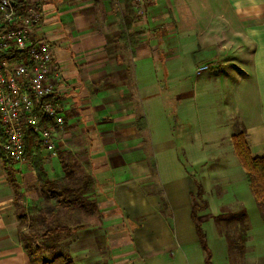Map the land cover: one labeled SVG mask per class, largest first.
<instances>
[{
    "label": "crops",
    "instance_id": "1",
    "mask_svg": "<svg viewBox=\"0 0 264 264\" xmlns=\"http://www.w3.org/2000/svg\"><path fill=\"white\" fill-rule=\"evenodd\" d=\"M31 2L61 72L53 100L64 127L54 155L39 150L43 169L55 181L49 163L61 144L79 141L93 182L97 217L67 234L72 262L186 258L199 247L190 218L196 180L211 218L244 208L243 262L264 264V226L231 144L243 129L251 156L264 152V0H140L127 32L133 47L121 38L124 0ZM34 146L29 139L26 161H12L14 187L0 160V264H29L15 206H36L41 195ZM215 237L220 264H231Z\"/></svg>",
    "mask_w": 264,
    "mask_h": 264
},
{
    "label": "built area",
    "instance_id": "2",
    "mask_svg": "<svg viewBox=\"0 0 264 264\" xmlns=\"http://www.w3.org/2000/svg\"><path fill=\"white\" fill-rule=\"evenodd\" d=\"M131 1L139 6L140 0ZM40 19L31 0H0V146L18 163L26 161L28 138L54 155L64 123L53 100L61 72L53 65L50 45L37 35ZM207 68L198 67L196 73ZM45 96L51 98L42 101Z\"/></svg>",
    "mask_w": 264,
    "mask_h": 264
},
{
    "label": "trees",
    "instance_id": "3",
    "mask_svg": "<svg viewBox=\"0 0 264 264\" xmlns=\"http://www.w3.org/2000/svg\"><path fill=\"white\" fill-rule=\"evenodd\" d=\"M125 11L120 18V29L122 32L121 38L128 37L133 45L132 34H127L130 29L131 22L134 20L133 4L131 0H124ZM51 96H45L41 100L50 99ZM44 119V118H43ZM0 141H2L0 130ZM29 138L26 139V147H28ZM231 144L233 153L243 168L246 181L249 185V190L259 209V216L264 226V152L260 157H252L249 147L246 142L245 132L243 129H237L231 136ZM0 160L2 162L8 182L14 187V180L12 179L10 167L12 160L2 151L0 146ZM32 167L37 176V186L39 193L42 196L55 199L53 205H47L39 211V217L43 223L48 227L41 233L32 232L31 230L21 235V242L23 250L25 251L29 264H74L68 254L51 249L50 255L46 256V252L50 249L49 241L53 237L61 233L69 234L79 226H67L62 224H54L59 210H63L68 215L75 212L77 208H84L83 201V186H80V180L73 175L71 170L65 168L66 173L64 176L55 181H50L43 169V157L39 152L38 146H34V157L32 159ZM196 191L190 196L191 199V212L190 218L194 226L195 234L199 247L203 253V263L213 264L211 250L208 247L206 234L202 227L200 214L207 209V203L203 198V187L195 180ZM227 211V210H226ZM224 211L215 218V222H224L228 227L233 224L235 220L240 223L236 229L229 233H224L227 242L228 250H235L239 248L241 256H244L245 241H246V220L244 208L237 209L236 211ZM48 214V216H46ZM88 213V211H87ZM231 235L235 236L234 244L231 241Z\"/></svg>",
    "mask_w": 264,
    "mask_h": 264
},
{
    "label": "rangeland",
    "instance_id": "4",
    "mask_svg": "<svg viewBox=\"0 0 264 264\" xmlns=\"http://www.w3.org/2000/svg\"><path fill=\"white\" fill-rule=\"evenodd\" d=\"M64 127V125H63ZM84 145V143H82ZM82 144L79 141H76L71 145L68 144H61L59 148V155L58 160L56 162L49 163V168L51 171H54L51 174V179L53 180H59L61 179L64 174L66 173V170L69 169L73 173L74 176H76L79 180L81 185L83 186V195H84V201H83V207L84 208H77L75 212L71 215H68L63 210H59L57 213V218L54 221V224H62L67 226H89L92 225L95 222V217H97L96 208L93 203V182L90 178V176L85 172L84 164L81 162V155L83 153L82 151ZM86 166V165H85ZM66 168V170H65ZM60 171V172H59ZM59 172V173H56ZM39 201L36 206H33L29 208L27 206L26 208L24 206L17 205L15 206V210L18 217V231H19V237L21 239V235L27 233L28 231L41 233L43 230H45L48 226L42 222V220L39 217V211L45 208L47 205H53L55 203L54 198L41 196L39 195ZM241 206H231V207H225L224 211H236L237 209H240ZM243 208V207H242ZM259 210V209H258ZM88 211V213H87ZM226 211V212H227ZM217 215H220V213L223 212V208L217 209ZM49 213H47L46 216H48ZM216 215V216H217ZM216 216L210 217V212L207 209L203 212V214L200 216L203 220V230L206 232L207 235V241L211 247V249L214 252V264H220L219 260V246H218V237H215V232L222 236L225 240L224 233H229L228 231H231L232 229H236L237 226L240 225V223L235 220L233 224H230L228 227L224 222L217 221L215 222ZM246 227L248 226V223H245ZM226 229V230H225ZM230 234V233H229ZM236 240L235 236L231 235V241L234 244V241ZM226 241V240H225ZM123 243L125 244L127 241L126 239H122L120 241H117V243ZM69 243L68 235L65 233H61L59 235H56L53 237L52 241L48 242V245L50 246V249L46 252V256L50 255L51 249L55 251H60L65 254H68L67 245ZM227 243V242H226ZM229 260L231 264H244V258L245 254L242 257L241 251L239 248H236L235 250H231L229 252ZM167 254H163L161 257L153 258L152 256H148L146 258H136V257H128L130 260L123 259V264H203L202 257L203 253L200 249V247L195 246V248H190L186 251V258L184 255L178 256L177 254L175 258H173V255L169 256L168 258H165ZM212 255V253H211ZM161 258V259H160ZM101 259H106V257H103ZM148 259V260H147ZM261 262L264 263V258H261ZM119 258L117 259V261ZM212 260V259H211ZM104 261L101 260L97 263H91V264H105ZM248 261H246L247 264ZM213 263V261H212ZM250 263V262H248Z\"/></svg>",
    "mask_w": 264,
    "mask_h": 264
}]
</instances>
